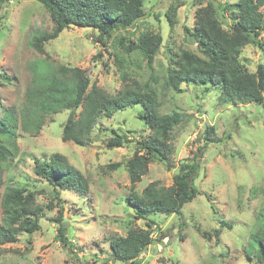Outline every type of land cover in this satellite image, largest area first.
I'll return each instance as SVG.
<instances>
[{
  "label": "rangeland",
  "instance_id": "rangeland-1",
  "mask_svg": "<svg viewBox=\"0 0 264 264\" xmlns=\"http://www.w3.org/2000/svg\"><path fill=\"white\" fill-rule=\"evenodd\" d=\"M208 0H143L144 16L127 32L117 31L106 45L94 42L96 33L83 28L63 30L43 44V53L32 46L38 35L51 33L47 9L36 0H11L0 11V119L9 113L16 120L15 138L6 144L7 160L0 157L2 185L31 193L43 210L39 229L22 232L12 244L0 246V264H123L109 259V241L125 237L131 229L145 230L147 220H136L126 203L130 183L124 165L136 149V140L152 132L138 118L140 105L117 111L99 120L85 147L62 142L72 91L67 79L56 75L58 67L84 71L90 83L110 95L123 79L156 93L159 113L177 114L181 122L171 131V154L165 162L148 165L147 173L135 184L140 193L149 183L172 184L180 164L198 149V167L191 185L198 192L178 215H149L153 244L140 255V264H256L243 248L250 235L264 239V94L255 104H222L216 91L181 84H166L168 69L182 51L197 53L189 32L194 15ZM219 5L238 0H216ZM175 8L173 25L165 18ZM264 17V6L260 8ZM224 29L230 13L219 16ZM264 20V18H263ZM160 34L162 44L151 67L139 51H127L128 36L137 42L143 33ZM261 47L246 45L239 50V64L249 73L264 69V32ZM121 42V43H120ZM67 89L66 95L58 91ZM207 128L209 142H205ZM117 135L130 143L108 148ZM206 143V144H205ZM66 158L83 178L76 189L54 191L36 176L35 162L53 154ZM63 217L67 245L56 236L53 219ZM0 209V219H1Z\"/></svg>",
  "mask_w": 264,
  "mask_h": 264
},
{
  "label": "trees",
  "instance_id": "trees-1",
  "mask_svg": "<svg viewBox=\"0 0 264 264\" xmlns=\"http://www.w3.org/2000/svg\"><path fill=\"white\" fill-rule=\"evenodd\" d=\"M11 0H0V11ZM43 5L53 24L51 33L38 35L32 46L38 53H43V44L54 40L65 29L76 27L89 29L96 33L95 43L106 45L117 31L127 32L144 16L143 0H36ZM264 0H238L235 4L219 5L216 0H208L204 7L198 8L194 15L193 28L189 32L197 53L182 51L172 67L168 69L166 84L177 89L181 84L202 87L216 91L218 101L222 104L260 103L264 94V69L259 66L255 73H249L239 64V50L246 45L261 47L260 38L264 32L263 13L260 8ZM230 13L231 24L223 28L219 16ZM175 8L170 7L165 18L173 25ZM127 43V51H139L151 67L154 57L162 44L160 34L143 33L134 43L128 36L120 37ZM121 43V42H120ZM56 76L67 79V87L72 91L68 103V116L62 127L61 141L70 142L77 147H85L91 141L97 122L111 118L117 111L140 105L143 109L138 118L143 120L152 134L136 140V149L125 163L109 166L117 169L124 165L129 178L130 189L125 197L126 203L133 209V218L147 220L146 229L129 230L125 237L109 241V259L123 264H140L139 257L153 244L152 226L149 215L171 216L180 214L184 205L190 203L198 192L191 185L196 173L198 149L195 155L180 164L169 187H162L156 182L146 185L138 194L134 190L147 173L153 162H165L171 154V131L181 122L177 114L163 116L159 113L156 93L152 89H143L136 82L129 83L123 79L121 88L113 95L90 83L84 71L74 67H58ZM5 74L0 72V83ZM67 94V89L58 91ZM16 120L5 113L0 119V157L7 160L6 144L15 138ZM207 128L204 137L209 142ZM114 133V131H113ZM107 142L108 148L123 147L130 143L127 136L117 135ZM206 144V143H205ZM36 176L44 180L54 191V200L58 201L59 191L76 189L83 182L82 175L71 167L66 158L57 153L48 160L35 162ZM2 185L0 173V188ZM0 246L12 244L22 232L32 233L39 229V219L43 217L41 207L35 205L31 193L5 186L0 192ZM264 211V210H263ZM264 215H259L257 223H262ZM57 225V239L67 245L64 234L63 217L53 219ZM248 260L264 264V239L250 235L243 248Z\"/></svg>",
  "mask_w": 264,
  "mask_h": 264
}]
</instances>
